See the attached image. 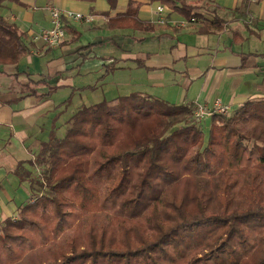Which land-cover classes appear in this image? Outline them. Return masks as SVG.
Instances as JSON below:
<instances>
[{
    "label": "trees",
    "instance_id": "obj_1",
    "mask_svg": "<svg viewBox=\"0 0 264 264\" xmlns=\"http://www.w3.org/2000/svg\"><path fill=\"white\" fill-rule=\"evenodd\" d=\"M148 1L198 16L184 0ZM138 7L108 27L142 25ZM19 40L0 17V57H21ZM193 110L132 93L79 108L61 138L55 115L39 177L21 178L31 201L0 225V264H264V100L212 116L208 136Z\"/></svg>",
    "mask_w": 264,
    "mask_h": 264
},
{
    "label": "crops",
    "instance_id": "obj_2",
    "mask_svg": "<svg viewBox=\"0 0 264 264\" xmlns=\"http://www.w3.org/2000/svg\"><path fill=\"white\" fill-rule=\"evenodd\" d=\"M129 1L0 0V17L16 29L26 51L17 59L11 52L0 57V225L15 219L18 209L31 201L29 182L21 178L36 177L39 169L32 161L38 147L47 141L55 115L58 134L66 111L51 100L53 88L47 81L64 72V52L88 30L115 32L121 41L140 46L135 56L121 57L143 61V78L149 83L143 95L175 106L192 103L194 108L219 101L234 110L246 100H264L262 0H184L198 14L196 23L167 7L156 13L157 2L132 0L139 4L136 20L142 25L109 28L108 21L123 14ZM51 6L90 15L93 21L66 23L63 40L49 48L34 37L50 28ZM160 19L165 22L158 23ZM214 21L216 29L201 31Z\"/></svg>",
    "mask_w": 264,
    "mask_h": 264
},
{
    "label": "rangeland",
    "instance_id": "obj_3",
    "mask_svg": "<svg viewBox=\"0 0 264 264\" xmlns=\"http://www.w3.org/2000/svg\"><path fill=\"white\" fill-rule=\"evenodd\" d=\"M89 44H94V46L89 47ZM70 46L71 48L64 52V72L52 76L47 81V85L53 88L50 93L51 100L55 104L62 105V109H66L58 129L59 137H62L64 133L67 119L79 108L89 107L103 101L110 102L132 93L144 94L149 88V83L146 78H143V73H146L145 68L137 66L130 59L125 60L121 57L123 53L135 56L139 52L140 46L131 40L121 41V36L105 29L88 30ZM112 62H116L114 69L106 71L104 66ZM228 108L229 114L217 116L229 117L237 109L234 110L230 106ZM212 116L203 118V121L199 122L205 136H208ZM39 171H34L36 177H39Z\"/></svg>",
    "mask_w": 264,
    "mask_h": 264
},
{
    "label": "built area",
    "instance_id": "obj_4",
    "mask_svg": "<svg viewBox=\"0 0 264 264\" xmlns=\"http://www.w3.org/2000/svg\"><path fill=\"white\" fill-rule=\"evenodd\" d=\"M264 2V0H262ZM166 9L165 6L157 5L156 13L160 14ZM50 28L41 31L35 35L34 41H40L43 45L53 48L56 47L64 38L66 31V23H89L93 21V17L90 15H83L78 12L62 11L54 6L48 8ZM164 19H160L158 23H164ZM198 20L192 18L189 23H196ZM229 108L216 101L211 107L197 106L193 110V118L196 121L203 120V118L212 115H226L229 114Z\"/></svg>",
    "mask_w": 264,
    "mask_h": 264
}]
</instances>
